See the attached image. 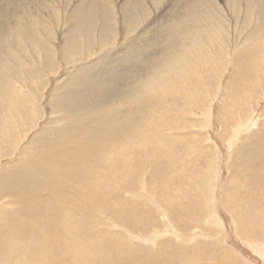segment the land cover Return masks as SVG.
I'll use <instances>...</instances> for the list:
<instances>
[{"label":"rangeland","instance_id":"1","mask_svg":"<svg viewBox=\"0 0 264 264\" xmlns=\"http://www.w3.org/2000/svg\"><path fill=\"white\" fill-rule=\"evenodd\" d=\"M259 1L0 0V25H6L8 30L0 39V70L8 73L0 80V186L1 175L16 172L26 159L40 153V143L53 135L51 131L64 125L65 122L55 123L60 121V114L55 112L67 106L68 93L75 90L68 85L76 82L81 88H76L74 98L80 94L87 98V93L92 96L104 89L99 84H104L105 79V82L113 80L114 94H120L118 90H121V94L131 96L129 104L124 102L121 108L122 113L129 110L124 120H132L134 128L141 127L142 131L150 122L158 129L168 128L169 132L164 135L171 136L174 129L161 121L173 120L179 115L178 119L185 120L181 123L187 124L179 130L187 134L196 130L202 141L199 152L204 151L199 165L185 171L180 162L177 168L165 164L158 177L154 174L157 162L137 164L131 159L123 166L124 161L120 159L117 164L109 165L110 160L105 163L97 159L101 148L90 150L88 157L75 159L79 167L67 172L64 190H74L84 183L90 185L94 179L112 189L110 193L105 192L101 202L95 201L93 193H87L81 209L83 222L75 231V237L84 242L76 246L71 245L74 236H65L62 241L51 237L47 243H32L25 238L28 245H22L24 240L17 233L11 237L12 222L6 224V218L13 219L18 206L7 202L8 198H0V264H21L39 256L42 264L48 251L61 252L62 264H75L81 256L84 260L79 264H103L105 259L130 264L139 260L137 251L152 256L155 263L165 259L164 264H264V150H257L264 145V85L260 83L264 77V30H258L264 27V2ZM193 6L197 9L193 10ZM173 27L179 29L173 30ZM254 27L256 41L254 35H249ZM189 30H210V33H203L204 37L198 41L195 39L196 44L201 43L197 46L195 40L181 41V36ZM173 33L177 37L174 46L178 48L173 53L185 58L187 52L189 60L199 56L201 62L192 61L185 75L175 73L161 80V84L175 87L172 90L177 94V104L171 107L195 110L199 115L186 117L172 108L170 113L164 112L166 100L150 93L156 89L155 85L141 91L146 82L149 85L159 77L155 64L163 65L172 57V54L168 56L171 50L167 47L171 44L165 43ZM247 50L246 55L240 54ZM203 51L210 57L204 58ZM141 53L145 54L144 58L155 59L144 61L154 64L153 67L148 68L142 63L143 58L138 59ZM134 55L137 57L133 64ZM256 56L259 59L251 60ZM206 61L212 62L208 68ZM235 63L241 71L235 81L238 90L231 84ZM130 64L138 73L130 69ZM194 65L201 66L203 71L192 72ZM207 71L212 76L208 77ZM197 86L204 90V103L197 98L201 93ZM183 94L185 101L182 99V102ZM61 96L63 99L59 100ZM239 115L242 120L230 125V129L225 126L228 120L230 124ZM148 134L153 136L154 132L151 134L146 129L141 138ZM8 136L10 142L2 140L3 137L9 140ZM122 167H135V172L128 175L125 168V175L121 172L124 179L120 181L117 179L120 175H109L110 170L114 173ZM158 183L161 187L156 189ZM230 190L236 192L234 198ZM68 196L67 192L61 195L57 207L65 219H68ZM228 197L238 206L240 200L246 199L249 210L240 207L246 210L249 226H253L252 240L240 237L231 212L223 204ZM118 199L123 204H118ZM108 202L116 208L112 209L113 205ZM86 207L92 211H86ZM75 221H65L61 227ZM51 224L45 228L57 233L56 220ZM89 227L92 230L86 231ZM103 240L110 244L114 241L117 247L111 250ZM83 243L84 247L100 243L103 248L98 249L96 257L94 249L81 248ZM7 245L13 247L12 252L17 250L11 259L1 254ZM120 246L132 247L135 252L126 254L119 250ZM178 250L193 257L188 259L185 255L186 261L181 263Z\"/></svg>","mask_w":264,"mask_h":264},{"label":"bare ground","instance_id":"2","mask_svg":"<svg viewBox=\"0 0 264 264\" xmlns=\"http://www.w3.org/2000/svg\"><path fill=\"white\" fill-rule=\"evenodd\" d=\"M260 1L264 2V0H260ZM191 8L193 10H196L197 6H193ZM193 24L197 25V21H193ZM6 27H7L6 25L5 27L0 25V39L3 38L6 34H8V30L6 29ZM178 29L179 28L173 27V30H178ZM254 30H256V27L253 28V30L250 32L249 35H254L255 36L254 39L256 41L257 40V35H256L257 30L255 33H253ZM258 30L263 32L264 27L263 26L258 27ZM203 33L209 34L210 30H189L183 34L185 35L186 38L182 37L183 35L181 36V41H183L184 39L185 40L189 39L190 41L192 40L194 41L196 39L198 41V39H202L204 37L202 36ZM169 36H168L169 39H167L168 41L166 40L167 43L165 44H171V45H168L167 47H169L168 49L171 50V53L170 54L168 53L169 54L168 56L172 54V57L171 58L169 57V59L165 60L167 63L163 65L155 64V67L158 69V72L160 74L159 77L154 79V81L149 85L146 82L145 85L141 89V91H143L147 88H152L155 85L156 89H154V91L150 93L156 96L161 95L162 98L166 100L167 103L165 104L163 108V111L166 113H170L171 108L173 109V111L178 110V108L175 110V108L171 107L177 104V99H176L177 94H173L175 92L172 90L173 88H175L173 87V84H161V80L163 82L167 78L175 75V73L185 75V72H187L185 71V69L186 70L190 69L191 62L199 61L198 59L199 56L196 60H195L196 57L189 60L191 57L189 56L190 54H187V52H185V55H186L185 58H181L179 56L180 54L178 53L174 54L173 53L174 51L176 50L178 51V48L174 46L177 42V41L175 42L177 37L174 33L171 35L172 37L171 36L169 37ZM196 40L194 41L195 44L197 42ZM247 41L249 42V38H247ZM1 43L2 42L0 41V44ZM199 44L201 43H198L196 45L199 46ZM186 49H184V51ZM244 50L246 49H241V51H244ZM248 51L249 50H247L246 52H241L240 54L246 55ZM194 53L195 52H191L192 55ZM144 55L145 54L141 53L138 56L139 60L143 58L142 63H145L144 61L153 62V60H155V59L152 60V57L150 58L149 56H148L149 58H144L143 57ZM204 55H206V53ZM208 56L206 55L204 58L207 59ZM136 57H137L136 55L132 57L133 62L131 63L134 64L136 62L134 60V58ZM257 59H259L258 56H256L255 59L251 58V60H254V61ZM211 63L212 62L210 61H206V64H207L206 67L208 68V66L211 65ZM133 64H130L129 66L131 70H133L132 69ZM145 64L147 65L148 68H151L154 65V64L152 65L149 63H145ZM235 66H236L234 67L235 72L233 70L234 77L232 78L233 83L231 84L234 85V90H238V86H236L235 81L240 76L241 71L237 68L239 67L238 63H235ZM195 69L198 71H200L201 69V72L203 71V68L201 66L194 65L191 69L192 72ZM133 71L135 73H138L137 70H133ZM209 74H210L209 71H207L206 75L208 77L212 76L211 74L210 75ZM7 75L8 73L6 71L0 70V80L1 78H3L4 76L6 77ZM186 79L187 78L179 81V83L182 84V82H184ZM178 80H180V78H178ZM105 81H104V84L103 83L102 85L99 84V86L104 87V89L97 91L95 94L92 95L93 97L87 93V98H84V95L82 94L74 98V96L77 93V91H75L76 88H81V86H76L78 84L77 82L75 84L71 83V85H68V87H74L75 90L70 91L68 93V98L66 99L67 106L61 107L60 110H57L55 112L57 114H60V116L58 117V120L60 121L55 122V123L59 125L62 122H65L64 125H61V127H59L57 130L51 131V134L53 135H49V137L46 140L40 143L42 144L41 145L42 150L40 151V153H37V155L36 154L32 155L31 157L26 159V161H24V164L21 163L20 167L15 169L16 172L8 171L6 175H1V180L3 183L0 186V196H1L0 198H3V199L8 198L7 202L12 203L11 205L17 204L18 206V208L14 212L15 214H13V219L6 218V224L9 225V223L12 222L13 228L11 227L12 229L11 231H9L11 233V237L14 238V233H17L19 237L24 240L22 245H28L25 243V238H29L28 240H31L32 243H36L39 241L42 243H47L51 237H54V238L59 237V241H62V239L65 236L75 237L76 235L75 231L78 225H80V223L83 222L81 218V216L83 215L81 209H82L84 200L87 197V193L88 192L93 193V195H95V201L101 202V200L104 201L103 195L105 197L106 195L105 192H108V193L112 192V189L109 190V188H107L108 184L104 185V182L100 180L97 181L95 179L93 181L90 180V185H87L84 183L83 185L79 184L78 186H76L74 190H71L70 188L67 190L63 189L65 187L64 183L66 181L65 179L67 176V172L69 170H76L79 167V164L75 159H78L80 157H88L90 150L101 148L102 152L101 154L98 155L97 159L105 163L110 160L109 165L117 164L120 159L124 161V162L121 161L122 165L127 163L131 159H134L135 162H137V164L139 163V161L142 163H144L145 161H150L152 164H153V161H155L157 162V168L154 174L157 177L161 175V169H165L164 168L165 164H166V167L168 166L172 168V167H175L176 164L178 166L179 165L178 162H180V165H181L180 167H184L185 171L188 168H192L200 164V159L202 158L204 154V151L199 152L202 149L201 145L199 144L202 142V141L200 142V135L197 133L196 130L195 132H193L194 129H192L191 130L192 132L190 131V133L188 134L185 131L184 132L180 131L181 128H184L187 125L186 123L185 125L181 123L182 121H185L183 118L178 119V117L180 116L177 115V117L173 120L164 118L161 121V123L164 126L168 124L169 127H172L174 129L173 135L171 136L166 135L167 137L164 134L166 132L167 133L169 132V130H167L168 128L161 130V128L160 129L156 128V126H154L153 123L148 122L145 127V130L148 129V131L151 134L152 132H154V135L152 136L148 134L147 137L144 136L141 138L145 130L143 131L140 130L141 127L134 128L133 125L135 124V122H133L132 120H124V117H127V113L129 112V110L125 111L124 113H122L121 111V108H123L124 102H126L127 105L129 104L128 99H130L131 96L129 95V93L128 95L121 94L122 93L121 90H118L120 91V94H117V95L114 94L116 85L115 84L111 85L113 80H108L107 82ZM260 83L264 85V77L260 79ZM0 87H1V82H0ZM197 87L200 88V91H201L202 88L199 86ZM160 92H165L168 95L165 93L162 94ZM188 93L190 95L191 93H193V91L188 92ZM203 94H204V90L201 91V93L198 95L197 98H199L200 101L204 103V101L206 100H204ZM230 95H232L231 92H230ZM61 99H63L62 96L59 98V100ZM180 99L181 101L182 99L185 101L184 94L180 96ZM167 104H169L170 107ZM203 108H201V110ZM179 110H180L179 114H186V117L191 116V115H199L195 110H190V109L185 110L184 109L183 111L180 108ZM233 115H230V116H233ZM240 117L241 116L239 115L231 119L232 121L233 120L235 121L233 122L231 121L230 124L228 120V123H226L225 126H228L230 129V125H233L237 123L239 120H242V118ZM91 120L93 121V123H91ZM83 121L84 123L80 124ZM77 124H80V125L77 126ZM194 124H190V125L195 127ZM182 125L184 127H182ZM190 125L187 127H190ZM241 125H243V123ZM233 129L235 130V127H233ZM233 129H232V132H233ZM131 130L135 132L131 133L132 132ZM158 136L159 137L163 136V139L162 137L159 138ZM2 140L10 142V137H9V140L6 137H3ZM254 142H258V141H254ZM177 143L181 145V147L180 146L178 147ZM257 150L262 152L264 150V145L260 146V149H257ZM263 154L264 153L262 152V155ZM36 156H38L39 158H37ZM263 158H264V155H263ZM186 162H188L189 164L188 163L185 164ZM152 164L150 165L152 166ZM125 168L126 169L128 168V171H127L128 175L130 173L135 172V167H131V168L125 167ZM125 168L122 167L121 169L114 171V173H112L110 170V174L109 173L108 174L114 175V176L120 175L121 177L119 176L117 177L118 181H120L121 178L124 179V177H122L121 175V172L123 173V175H125V172L123 171ZM199 172L203 173V171H199ZM110 178H107V180H110ZM98 186H100V188ZM158 187H161L159 183L157 184L156 189ZM60 190H64V191L62 192ZM66 192L69 195L67 197L68 208L66 210L68 212V215L66 216V218L68 219H65V217L62 218L61 213H58L57 211L59 197L61 195H64ZM103 192L105 194H102ZM235 193L236 192L231 191V195L233 198L235 196ZM36 196L38 199H36ZM251 197L255 199L254 194H252ZM53 200L55 203L53 202ZM117 203L121 204L122 202L118 199ZM108 204H112V203L108 202ZM223 204L224 206H227L228 210L231 212L233 222H236L237 229L240 231V237H242L243 240H249V239L252 240V237H250V232L251 230H253V226H249V221L246 215V210L242 208L244 207L247 210H249V206H248L246 199L243 198L242 200H240L239 205L242 207L236 205V203H234L229 197L227 198V200L225 199ZM113 208H116V206L113 205L112 209ZM85 210L88 212L92 211L89 207H86ZM55 213H58V214L55 215ZM18 216H19V219H18ZM240 216H242V218H240ZM41 217L42 219L40 220ZM53 219L56 220L57 227L59 228L57 233L59 232V234L53 233V231L50 228H45V226H47L49 223L50 224L52 223ZM89 219L92 220V217L90 216ZM69 220H76V221L65 227L64 226L61 227V224H65V221H69ZM175 224L176 222L174 223V225ZM89 230H92V227H89L86 231H89ZM72 240L73 239L68 240V241H72ZM103 241H104V244L111 250L117 247L114 241H112L111 244L109 241H106V240H103ZM74 242H72L71 245H74V246H76V244L80 245L84 241H82L80 237L76 236ZM81 248H84L85 250L94 249V251H96L95 255L97 257L98 251H99L98 249L103 248V244L99 243L94 246L90 244L87 247H84V243H83L81 245ZM12 249L13 247L11 245H7L3 247L1 254L6 256L7 259H11L17 251V250H14V252H12L11 251ZM119 250H121V252H124L126 254L128 253L131 254L132 252H135V250H133L132 247L130 248L128 246L127 247L120 246ZM77 251H79V249H77ZM138 252L140 256V258H138L139 260L138 261L134 260L130 264H164L165 263V259L159 260V262L155 263V260L152 256L147 255L144 252L141 253V251H137L136 252L137 255H138ZM176 252L181 257V263H185L186 261L185 252H182V251L180 252L179 250ZM59 253L53 254L51 253V251H48L45 257L46 262L44 261L45 263L43 262L42 264H62L64 263V259L61 257ZM196 255H199V254H196ZM164 256H165V253H164ZM186 256L188 257V259H190V257H193L192 254H187ZM134 257L136 258V256ZM151 259L154 261H152ZM81 260H84L83 256H81V259H78L75 262V264H79ZM41 261H42V258L41 256H39L35 258H30L28 261L23 262L21 264H39ZM122 261L123 260H119L120 264H125ZM98 264H100V262H98ZM103 264H117V263L113 262V260L111 259H105L103 261Z\"/></svg>","mask_w":264,"mask_h":264}]
</instances>
